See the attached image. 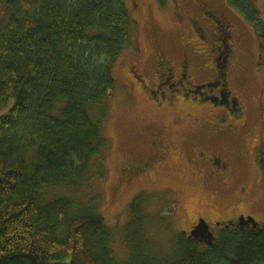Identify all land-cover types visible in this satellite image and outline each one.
<instances>
[{
	"label": "trees",
	"instance_id": "1",
	"mask_svg": "<svg viewBox=\"0 0 264 264\" xmlns=\"http://www.w3.org/2000/svg\"><path fill=\"white\" fill-rule=\"evenodd\" d=\"M228 3L252 25L264 65L256 0ZM136 34L124 0H0V264H264V228L204 247L175 234L158 252L141 195L116 258L96 183L113 69ZM258 165L264 182V152Z\"/></svg>",
	"mask_w": 264,
	"mask_h": 264
},
{
	"label": "rangeland",
	"instance_id": "2",
	"mask_svg": "<svg viewBox=\"0 0 264 264\" xmlns=\"http://www.w3.org/2000/svg\"><path fill=\"white\" fill-rule=\"evenodd\" d=\"M124 5L137 24V34L130 46L122 51L113 69L116 87L110 93L108 117L103 125L110 146L104 160V179L96 183L100 194L98 213L115 231L116 258L125 259L126 251L119 233L128 224L127 207L138 195L144 200L143 213L148 216L145 222L147 237L160 253H168L169 240L175 234L187 236L189 223L196 217L218 223L243 213L264 222V189L258 169L261 155L258 158L253 155L258 138H264L260 115V107L264 109V65L252 25L229 5L228 0H124ZM194 5L230 25L234 35L230 43L235 57L232 62L235 60L238 65V75L232 74L230 89L247 114L235 127L237 137L220 145L233 171L231 181L226 185L214 182V175L209 170L188 165L182 156V150L191 143L221 142L207 130L206 109L193 108L198 111H192L190 106L183 107L178 114L180 120L176 122L174 115L165 108L146 101L128 73L129 69H136L146 83L153 82L155 64L148 53L149 29L154 32L155 43L174 69L179 65L181 54H185L190 63L200 65L201 57L198 56V60L189 52L186 27L189 15L200 19L196 17ZM256 5L264 25V0H256ZM190 40L194 45L190 51L201 55L200 49L204 45L194 38L190 37ZM191 78L192 83H198L204 76L193 72ZM161 128L167 133L164 135L166 142L175 146V155L153 175L145 171L130 184L119 186L120 170L142 165L148 160L147 142Z\"/></svg>",
	"mask_w": 264,
	"mask_h": 264
},
{
	"label": "flooded vegetation",
	"instance_id": "3",
	"mask_svg": "<svg viewBox=\"0 0 264 264\" xmlns=\"http://www.w3.org/2000/svg\"><path fill=\"white\" fill-rule=\"evenodd\" d=\"M194 6L197 9L196 17H200V19L194 18L192 14L189 15L186 27L188 28V45L190 48L194 47L190 37L198 40L200 45H204L200 49V51H203L201 55L192 53L189 48V52L193 57H201L200 60L197 58L200 65L190 63L189 58L185 54H181L179 65L177 69H174L169 59L159 50L155 43L154 32L149 29L147 30L148 53L152 56L155 64L153 82L151 84L146 83L136 69H129L128 73L134 80L139 92L146 97V101L156 104L159 108H165L171 115H174L173 118L176 122L180 120L178 114L183 107L190 106L192 111H198L193 108L206 109L209 122L206 125L207 130L210 135L219 137L221 142L194 143L199 145L191 143L186 149L182 150V156H185L188 165L204 171L209 170L210 174L214 175L212 178L214 182L226 185L231 181L233 171L225 153L220 150V145L228 144L237 137L235 127L244 121V116L247 114L246 109L242 108L237 97L233 96L230 89L232 74L238 75L236 72L238 65L235 60L234 63L232 62L235 57L230 43L234 35L230 30V25H226L224 21L217 19L198 5ZM206 23L207 27H205ZM181 35L182 33L180 34V42H182ZM193 72L203 75L204 78L200 79L198 83H192ZM255 72L258 71L255 70ZM262 102H264V97H262ZM260 115L262 117V128H264L263 107H260ZM164 131L162 128L156 130L152 134L150 142H147V161L141 163L142 165L135 164L120 170L119 186L120 184H130L145 171L153 175L159 166L165 165L175 155L176 148L170 142H166L164 135H167V133ZM261 138L262 136L258 138L256 148L253 151L254 157L257 158L264 152V138ZM178 152H181V150ZM258 169L262 180V171L259 166ZM206 176L209 177L210 175ZM261 188L264 189L263 180ZM242 217L244 220L253 218L257 226L242 225L240 222ZM200 219L208 224L215 240L213 244H216L221 234L228 232V230L253 232L264 228V222H259L251 215L243 213L228 221L218 223L216 221L207 222L204 218L196 217L190 221V229L187 235ZM189 240L196 241L202 247L206 246L198 240Z\"/></svg>",
	"mask_w": 264,
	"mask_h": 264
},
{
	"label": "water",
	"instance_id": "4",
	"mask_svg": "<svg viewBox=\"0 0 264 264\" xmlns=\"http://www.w3.org/2000/svg\"><path fill=\"white\" fill-rule=\"evenodd\" d=\"M240 222L242 225L251 224L253 227L257 226V223L253 220V218L244 220V218L242 217ZM188 239L198 240L200 243L206 244L208 246H211L215 241L212 233L209 230L208 224L203 219H200L198 223L191 229L188 235Z\"/></svg>",
	"mask_w": 264,
	"mask_h": 264
}]
</instances>
